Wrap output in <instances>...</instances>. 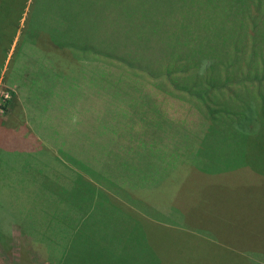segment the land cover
Returning <instances> with one entry per match:
<instances>
[{"label": "trees", "instance_id": "trees-1", "mask_svg": "<svg viewBox=\"0 0 264 264\" xmlns=\"http://www.w3.org/2000/svg\"><path fill=\"white\" fill-rule=\"evenodd\" d=\"M27 2L0 0V6L18 7L6 20L19 15ZM203 2L206 0L32 2L33 12L42 21L55 23L48 35L61 39L75 58L87 63L94 77L90 90L105 100L104 122L97 124L102 120L97 115L95 123L89 124L87 139L103 143L104 171L91 169L88 152L86 158L83 151L73 150L71 125L56 130L59 137L67 135V140L56 144L72 152L68 159L81 163L82 167L77 166L81 173L117 196L112 188L116 183L112 164L121 154L123 160L130 159L132 165L120 172L127 202L123 182L129 183L141 173L147 182L157 180L171 154L207 173L230 172L250 166L245 152L235 145L238 140L250 145L257 135L264 139V0H217L221 3L200 10ZM218 35L225 38L220 45L214 44ZM102 73L105 92L101 95L96 88ZM143 88L153 89L151 112L142 116L147 119H136L137 124L132 125L112 120L116 110L122 111L123 101L135 105V93ZM74 118L70 117L73 122ZM127 126L133 131H124ZM103 133L107 134L105 140ZM150 158L152 165L146 172L140 163ZM17 169L11 166L9 174ZM83 175L78 174L86 185L74 189L80 211L101 190ZM138 205L143 203L138 201ZM138 210L145 213L144 208Z\"/></svg>", "mask_w": 264, "mask_h": 264}, {"label": "rangeland", "instance_id": "rangeland-1", "mask_svg": "<svg viewBox=\"0 0 264 264\" xmlns=\"http://www.w3.org/2000/svg\"><path fill=\"white\" fill-rule=\"evenodd\" d=\"M231 1L227 0V3ZM32 2L33 0H28L19 15L12 16L9 21L6 17L10 12L16 14L12 10H17V5L10 8L4 4L0 6V264H264L262 135L251 138L250 145L241 140L235 143L247 155L250 166L230 172L207 173L171 154L170 159L162 164L161 168L165 170H162L157 180L147 182V176L141 173L135 174L133 181L129 179V183L123 182L128 190L129 202L124 199L125 189L122 190L120 172L122 167L128 168L132 162L130 159L123 160L122 154L117 156L112 164V181L116 182L112 184V188L118 196L89 178L101 188L97 189L99 194L94 200L90 204H84L81 211L79 204L68 205L75 214L73 216L63 206H58L57 210L59 222L79 225L82 216L86 215L79 229H96L98 235L108 240L119 237V247L102 248L100 244L99 260L87 258L82 253L84 246L81 234L68 237L64 230L54 232V222L51 220L53 216L50 214L54 206L44 204L47 212L40 215H37L40 206H31L33 214L28 215L30 219L19 218L23 217L18 211L19 182H36L21 181L15 178L17 172L11 175L8 172L16 161L25 159L24 155L17 154L21 152L20 147H25L21 143L25 133L21 124L24 118L17 88L24 87V92L28 89V92L38 96H46L51 88H68L69 111L65 110V113L69 117H76L71 124L72 148L76 152L83 151L86 158L87 152L89 153L91 169L104 171L105 166L103 143L87 140L91 131L89 124L95 123L96 116L99 115L102 119L97 124L104 122L105 100L100 95L95 96L97 94L90 90L93 88L94 77L90 75L87 63H82L79 57L75 58L61 39L48 35L55 23L42 21L40 14L37 16L36 11L33 12ZM214 3L221 2L206 0L199 5L200 10L203 6ZM215 40L214 44L220 45L225 38L218 35ZM122 63L123 60L120 65ZM101 78L96 89L102 95L105 92L103 73ZM135 94V105L130 101L125 104L123 101L122 111L116 110L112 120L132 125L137 124L136 119H147L142 116L151 112L153 89L149 91L143 88L140 93ZM94 101H98L97 106L91 104ZM91 109H96V112L90 113ZM54 114L51 110L50 116ZM7 117L10 119L5 122ZM94 131L95 125L92 128L93 133ZM124 131L133 130L127 126ZM4 133H9V136ZM106 138L107 134L103 133L102 139ZM99 157L102 158L101 161ZM68 162L75 169L82 167L76 159ZM140 164L148 172L152 165L151 158ZM86 166L87 162L85 171ZM78 182L80 180L75 177L74 183ZM138 201L143 205H138ZM121 204L132 212H123L124 207L118 206ZM145 204L149 205L148 214L164 220L165 224L143 217L147 229L137 228L136 221L127 222L131 226L122 225L121 220L124 218L120 213L135 219L133 211L140 214L135 209L144 208ZM36 222L41 224L40 238L18 235L20 225L23 224L30 233ZM55 238L60 242L59 248L53 246ZM139 241L141 245H138ZM57 251L63 253L62 258H50L57 256ZM81 253L82 259H79ZM23 259L27 262L23 263Z\"/></svg>", "mask_w": 264, "mask_h": 264}, {"label": "crops", "instance_id": "crops-1", "mask_svg": "<svg viewBox=\"0 0 264 264\" xmlns=\"http://www.w3.org/2000/svg\"><path fill=\"white\" fill-rule=\"evenodd\" d=\"M21 84L20 86H22ZM23 88H17V91L21 104L20 107L23 109L22 116L24 120L21 124H23V130L25 133L22 135L21 143H23L25 147H20L21 152L17 154L24 155L25 159L19 160V162L16 161L12 166L18 167V179H21V181L26 180L36 183L26 184L25 182H19L20 193L19 197H17L18 211L21 212V215L23 216L19 218L22 220L30 219L28 215L33 214L30 210L31 206H40L37 215L46 214L47 210L45 209L44 204L47 203L49 206H54L50 211V214L53 216L51 220L54 222V232L56 233L58 230H64L65 235L68 237L80 236L81 234V242H83L82 245L84 246V251L82 253L85 254L87 258H95L99 260L100 255L98 254V250L100 249V244L102 248H106L107 246L119 247L121 246L119 237H114L108 240L98 235L96 229L91 228L84 231L83 229H79L80 223L77 225L76 223H63L58 221V206H63L66 212L71 213L72 216L75 215L68 205L78 204V202L75 203L74 200V189L86 185V182L82 181L76 184L74 183L75 177H78V179L81 180L78 174L83 175L84 173L75 169L68 162V156L73 155L72 152H69L67 149H61L59 144H56V141L67 140L66 134L59 137L56 130L67 128L68 124L71 125L73 123L72 119L68 116V113H65V110L67 112L69 110L68 98L70 91H68V88H51L47 91L46 96H38L34 95L33 92H28V89L24 92ZM51 110L55 112L53 116H50ZM10 117H7L5 122L8 121ZM4 135L9 136V133H4ZM51 145L53 148H51ZM54 163L57 164L55 166H48V164ZM12 172H14V170ZM83 177L85 181L92 182L87 175L84 174ZM92 184L95 185V183ZM103 193L106 192L103 191ZM115 199L119 198L115 197ZM148 208L149 205L145 204V213L139 211L138 207L136 209L134 208L140 213L138 214L133 211V213L136 214L133 215L135 219H133L132 216L127 215L131 213L130 211L127 212V210H124L127 214L120 213L124 218L121 220L122 225L125 226V222L136 221L137 228L147 229V226L142 219L143 217L144 219H154L152 220L153 222L165 224L164 220L150 216L148 214ZM24 213H26V215ZM85 216L86 215L82 216L81 221ZM73 224H75L76 228ZM20 226L21 228L18 229L19 236L24 234V236L28 235L29 237L33 236L35 238H40V222H36L35 225L32 226L31 231L33 232L30 233H28L23 227V224ZM113 230L116 231V229ZM53 235L59 236L60 234ZM59 244L60 242L55 238L53 240V246L59 248ZM138 245H141V241L138 242ZM62 255L63 253L57 251V256H50V258L60 260ZM22 261L23 263L27 262L26 259H23Z\"/></svg>", "mask_w": 264, "mask_h": 264}]
</instances>
